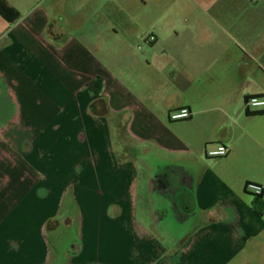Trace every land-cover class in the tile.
I'll list each match as a JSON object with an SVG mask.
<instances>
[{"label":"crops","instance_id":"crops-1","mask_svg":"<svg viewBox=\"0 0 264 264\" xmlns=\"http://www.w3.org/2000/svg\"><path fill=\"white\" fill-rule=\"evenodd\" d=\"M252 97L264 0H0V264H264Z\"/></svg>","mask_w":264,"mask_h":264},{"label":"built area","instance_id":"built-area-1","mask_svg":"<svg viewBox=\"0 0 264 264\" xmlns=\"http://www.w3.org/2000/svg\"><path fill=\"white\" fill-rule=\"evenodd\" d=\"M149 41L154 43L156 42L155 36H150ZM246 107L251 110H264V98L252 97L246 102ZM192 116L189 109H182L177 112H173L170 115V119L172 121H181L188 120ZM229 154V149L226 146H217L207 152V156L209 158H223ZM250 188L254 189L255 195L257 197L263 196L264 189L260 186L251 185Z\"/></svg>","mask_w":264,"mask_h":264},{"label":"trees","instance_id":"trees-1","mask_svg":"<svg viewBox=\"0 0 264 264\" xmlns=\"http://www.w3.org/2000/svg\"><path fill=\"white\" fill-rule=\"evenodd\" d=\"M248 100H249V98L246 100V102H247ZM247 114H248L249 116L264 115V111L253 113V112H251L250 110H247ZM260 213H262V212H260Z\"/></svg>","mask_w":264,"mask_h":264},{"label":"rangeland","instance_id":"rangeland-1","mask_svg":"<svg viewBox=\"0 0 264 264\" xmlns=\"http://www.w3.org/2000/svg\"><path fill=\"white\" fill-rule=\"evenodd\" d=\"M142 205H144L143 203H141ZM143 217H145V216H142V218ZM166 224V223H165ZM168 224V223H167ZM167 224L163 227V228H161V229H163V230H159V231H165V232H167L168 230L170 231L171 229H172V227L170 226V225H168L167 226ZM191 229V227H188V230H190Z\"/></svg>","mask_w":264,"mask_h":264}]
</instances>
